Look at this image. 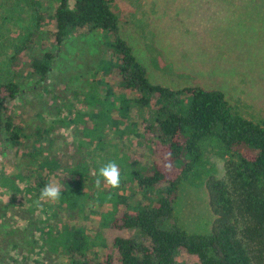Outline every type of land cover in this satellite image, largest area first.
Returning a JSON list of instances; mask_svg holds the SVG:
<instances>
[{
    "label": "trees",
    "instance_id": "16d2710c",
    "mask_svg": "<svg viewBox=\"0 0 264 264\" xmlns=\"http://www.w3.org/2000/svg\"><path fill=\"white\" fill-rule=\"evenodd\" d=\"M26 2L30 25L13 46L8 73L26 71L37 80L30 87L0 81V137L4 132L15 144L41 139L39 128L32 133L22 117L12 113V104L25 92L37 91L46 97L41 102L56 94L59 100L54 106L60 110L63 89L49 90L46 78L67 36L89 29L106 35V54L93 70L99 78L86 94L94 108L79 111L72 120L82 124L79 147L95 141L99 146L104 130L111 127L124 139L134 137H128L131 147L122 144L120 151L122 142H115L118 148L106 157H93L88 151L85 156L47 154L36 159L40 173L32 187L12 182L13 188L24 191L20 200L28 208L31 192L41 194L46 184L53 183L61 187L59 207L71 218L89 205L99 209L109 240L100 256L91 253L87 229L72 222L58 227L40 219L35 229L45 246L66 256L68 264H181V259L184 264H264V120L248 118L218 88L196 84L171 89L152 83L120 36L119 19L109 0ZM39 42L47 48L30 57ZM131 109L139 112L137 118H132ZM207 140L214 141L224 159V177L211 173L204 178L214 218L207 233H190L177 224L173 203L180 183L192 175L194 184L199 176L195 168L202 163V142ZM89 155L93 174L86 160ZM109 162L120 169L121 186L112 189L101 178L98 188L99 169ZM6 176L1 177L3 184L8 183Z\"/></svg>",
    "mask_w": 264,
    "mask_h": 264
},
{
    "label": "rangeland",
    "instance_id": "374dc122",
    "mask_svg": "<svg viewBox=\"0 0 264 264\" xmlns=\"http://www.w3.org/2000/svg\"><path fill=\"white\" fill-rule=\"evenodd\" d=\"M109 1L119 19L120 36L145 67L152 83L171 89L196 84L218 88L248 118L264 120V0ZM30 17L26 0H0V81L13 80L30 87L37 80V76L26 71L18 75L8 73V58L28 29ZM105 38L101 30L89 29L80 35L71 33L65 39L45 81L49 90L57 86L63 89L60 110L54 106L59 100L56 94L41 102L46 97L37 91L25 92L12 104V113L21 116L32 133L39 128L42 136L38 141L18 144L9 141L4 132L0 137V264H68L66 256L52 253L50 246L41 241L42 234L35 229L40 219L49 226L72 222L85 227L95 256H100L109 245L107 229L101 224L96 206L85 207L73 219L57 201L42 200L41 194L34 191L29 196L28 208L20 200L24 191L12 187V182L32 187L34 177L40 173L36 159L47 154L68 156L67 152H76L85 156L88 151L93 157H106L118 148L115 142H122L119 151L123 150L122 144L124 148L131 147L128 140L134 137L128 135L124 139L111 127L104 130V142L99 146L95 141L81 148L82 124L72 121L79 111L94 108L86 94L90 84L99 78L93 70L106 54ZM41 42L32 48L30 57L47 48ZM84 97L88 98L86 103ZM130 115L135 119L139 112L131 109ZM202 153V163L195 168L199 175L193 180L195 183L191 181L192 175L183 180L173 203L177 224L190 233H207L214 218L204 178L211 173L224 177V159L218 155L214 141L202 142ZM89 159L90 155L86 160L93 174L94 165ZM42 175L48 178L49 173L43 171ZM5 176L7 184L1 181Z\"/></svg>",
    "mask_w": 264,
    "mask_h": 264
},
{
    "label": "clouds",
    "instance_id": "9594fccd",
    "mask_svg": "<svg viewBox=\"0 0 264 264\" xmlns=\"http://www.w3.org/2000/svg\"><path fill=\"white\" fill-rule=\"evenodd\" d=\"M101 178L107 186L112 189H117L121 186L120 169L115 162H109L105 166L99 169L98 178L96 180V186H101ZM61 198V187L59 185L49 183L41 190V199L48 201H59Z\"/></svg>",
    "mask_w": 264,
    "mask_h": 264
}]
</instances>
